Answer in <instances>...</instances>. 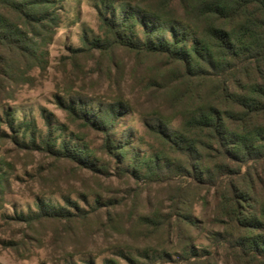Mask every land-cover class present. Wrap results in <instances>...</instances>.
I'll use <instances>...</instances> for the list:
<instances>
[{
	"label": "rangeland",
	"instance_id": "1",
	"mask_svg": "<svg viewBox=\"0 0 264 264\" xmlns=\"http://www.w3.org/2000/svg\"><path fill=\"white\" fill-rule=\"evenodd\" d=\"M51 1L49 12L57 25L43 34L46 43L35 39L36 55L0 53V264H244L240 252L222 239L262 233L253 221L261 209L251 201L264 196V160L249 162L240 175L219 178L206 158L211 176L202 177L204 184L196 182L200 174L182 172L188 168L185 159L144 123L154 114L181 131L196 110L197 103L181 98L186 80L179 66L154 53L87 49L83 37L91 41L101 35V0ZM122 1L149 4L117 0V9ZM170 15L202 30L181 10ZM259 71L264 73V64L253 65L248 77L254 79ZM229 89H235L233 84ZM77 96L93 111L87 120L94 121L106 106L123 113L113 122L99 114L103 122L96 128L59 107V101L67 104ZM9 121L14 126L32 122L35 137L30 131L21 134ZM258 122L264 123V116ZM229 127L234 132L237 124ZM105 133L113 144L111 155ZM47 135L71 152L74 146L84 148L86 163L48 154L42 144ZM155 156L160 167L171 164L168 174L152 170L149 159ZM229 165L236 171L235 164ZM233 184L253 197L241 205L257 213L245 214L252 219L248 228H239L221 211L220 202ZM39 201L63 216L36 219Z\"/></svg>",
	"mask_w": 264,
	"mask_h": 264
},
{
	"label": "trees",
	"instance_id": "2",
	"mask_svg": "<svg viewBox=\"0 0 264 264\" xmlns=\"http://www.w3.org/2000/svg\"><path fill=\"white\" fill-rule=\"evenodd\" d=\"M101 3L97 13L101 35L91 41L83 37L86 48L101 53L125 48L168 58L179 66L186 80L181 98H188L199 106L183 123L181 131L174 130L170 122L154 114L144 121L148 132L185 159L188 168H182V172L188 174L192 170L200 174L196 182L204 184L202 177L211 176L205 167L206 158L213 163L219 178L240 175L241 168L249 162L264 160V123L258 122L264 116V73L259 71L254 79L248 77L253 65L264 64V0H149L146 5L122 1L119 9L117 0H101ZM53 4L51 0H0V53L13 50L34 57L39 49L35 39L40 37V42L46 43L43 34L57 25V17L49 12ZM175 9L193 19L196 26L202 25V30L190 26L184 18L170 17ZM231 84L235 88L232 91ZM196 85L201 88L193 89ZM208 86L212 87L209 91ZM205 89L207 92H202ZM87 103L77 96L71 97L67 104L59 101L58 105L70 118L83 119L96 128L103 122L100 118L109 117L113 122L123 113L120 107L110 110L106 106L97 114L100 118L94 116V121L87 120L93 112ZM255 120L259 124L252 127L251 122ZM233 123L237 124L234 132L229 127ZM9 124L18 132L22 129L21 134L30 131L28 135L35 137L32 122L14 126L9 121ZM47 129L49 133L50 126ZM184 132L197 135L203 142L186 139ZM104 135L105 150L111 155L113 144L107 133ZM42 144L52 156L77 158L78 162L86 163L84 148L74 146L76 151L71 152L65 143L62 144L65 148L57 147L49 135ZM150 161L152 170L159 175L168 174L171 167L168 161L161 167L157 156ZM230 162L236 165V171ZM3 177L0 175V185ZM229 193L220 202L221 211L239 228H248L247 223L252 219L245 214L251 217L257 213L251 214L241 205L253 197L234 184ZM251 202L261 209L262 215L253 221L262 233L222 240L240 252V261L244 264L250 261L264 264V196L258 203L256 199ZM37 209L36 219L63 216L55 207L41 201ZM24 219L30 221L33 217Z\"/></svg>",
	"mask_w": 264,
	"mask_h": 264
}]
</instances>
